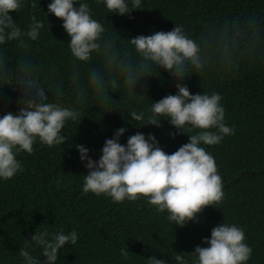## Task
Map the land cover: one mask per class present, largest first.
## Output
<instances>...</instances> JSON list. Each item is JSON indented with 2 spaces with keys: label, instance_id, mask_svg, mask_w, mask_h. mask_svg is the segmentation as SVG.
<instances>
[{
  "label": "trees",
  "instance_id": "16d2710c",
  "mask_svg": "<svg viewBox=\"0 0 264 264\" xmlns=\"http://www.w3.org/2000/svg\"><path fill=\"white\" fill-rule=\"evenodd\" d=\"M50 2L34 0L35 7L26 3L10 13L22 28L33 15L44 21L45 28L26 46L16 41L0 45V115L18 111L17 90L28 79H38L46 96L60 102L86 88L93 71L105 80L116 78V86L108 87L109 106L89 100L80 120L67 122L64 134L69 139L64 145L37 140L31 154L22 151L17 156L22 171L0 181V264H21L19 249L37 229L60 228L75 229L78 239L60 251L57 264H147L152 255L169 259L174 250L191 253L198 245L207 247L204 239L224 221L244 229L253 250L247 264H264V0H142L141 9L126 15L109 12L102 0H88L109 43L84 64L72 61L69 36L63 21L48 12ZM175 24L196 41L202 60V68H190L182 83L192 94L218 92L225 122L235 128V134L218 145L204 146L222 176V201L206 207L198 222L183 227L171 226L166 213L156 212L143 198L114 202L105 195L84 193L83 175L88 170L76 148L85 146L97 160L105 140L121 127L127 129L122 144L136 132L155 135L167 153L188 142V135L167 121L159 127L144 126L146 119L128 116L130 108L141 107L136 92L146 95L145 112L151 102L175 94L171 73L154 67L130 93L107 66L109 60L118 67L127 56L134 57L129 39L167 32ZM121 247L129 250L126 260L120 256Z\"/></svg>",
  "mask_w": 264,
  "mask_h": 264
},
{
  "label": "clouds",
  "instance_id": "9594fccd",
  "mask_svg": "<svg viewBox=\"0 0 264 264\" xmlns=\"http://www.w3.org/2000/svg\"><path fill=\"white\" fill-rule=\"evenodd\" d=\"M102 2L109 12L117 15L142 7V0ZM26 3L35 7L34 0H0V45L16 41L23 47L28 41L38 40L45 28L43 20L33 15L22 28L10 15L19 12ZM48 12L63 21L73 62H89L94 53H100L102 45L109 43L107 31L94 18L88 0H51ZM127 44L134 51V57L127 56L118 67L109 60L107 66L110 72L115 70L130 93L154 67L171 73L177 89L175 94L151 102L147 112L143 109L146 95L134 93L141 107L130 108L128 116L135 121L146 119L144 126L159 127L161 121H167L189 139L178 150L167 153L151 133L146 136L136 132L122 144L120 140L127 129L121 127L112 138L105 140L97 160L91 158L88 148L76 145L81 162L88 170L83 175L82 190L105 195L114 202L143 198L156 212L166 213L171 226L198 222V215L206 207H215L224 197L222 176L215 158L204 146L218 145L225 136L234 135L235 128L225 122V108L218 92L192 94L182 83L190 68H202L198 44L182 25L175 24L174 29L167 32L137 35ZM109 86H116V78L105 80L93 71L87 78L86 88L77 91L73 99L60 102L46 96L38 79L24 81L17 90L18 111L0 115V181L12 179L22 171L17 156L22 151L31 154L37 140L48 146L64 145L69 139L64 134L65 125L80 120L82 106L89 100L109 106ZM56 94L62 93L57 89ZM77 239L75 229L68 232L63 228L37 229L19 249L21 264H57L60 251L66 245H76ZM203 243L207 247L198 245L191 253L174 250L168 255L169 259L152 255L147 258V264H247L252 256L244 229L235 223L224 221L213 227ZM37 250L39 255L34 254ZM119 253L123 259H128V248L121 247Z\"/></svg>",
  "mask_w": 264,
  "mask_h": 264
}]
</instances>
